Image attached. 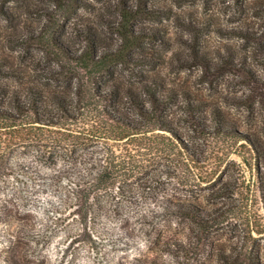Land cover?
<instances>
[{"label":"rangeland","instance_id":"1","mask_svg":"<svg viewBox=\"0 0 264 264\" xmlns=\"http://www.w3.org/2000/svg\"><path fill=\"white\" fill-rule=\"evenodd\" d=\"M83 1L67 0L59 7L53 0H0V66L23 72V78L0 74V83L18 87L41 81L35 74L44 69L61 68L56 55L61 52L53 39L80 47L73 33L75 22L95 21L101 40L116 45L119 35L97 16L120 19V0ZM236 1L142 0L141 12L129 16L128 24L153 28L160 40L130 44L128 50L155 58V67L132 63L134 76L126 68L117 69L126 82L139 72L147 78L157 76L175 91L170 112L197 163L209 172L216 169L231 192L213 198L211 185L198 182L185 163L147 157L133 193L87 201L72 194L73 176L58 173L60 164L46 166L34 161L33 151L19 150L12 158V173L0 178V264H251L250 249L264 264V235L252 226L257 220L264 224L256 184V163L264 171V156L255 161L239 136L254 132L264 141V80L258 84L221 65L230 53L249 57L264 54V49L252 40L225 34L223 29L242 20ZM258 1L264 5V0ZM128 5L133 11L139 7L137 0ZM145 8H163L166 14H151ZM245 19L252 21L250 16ZM259 20L264 24V17ZM205 51L210 58L202 60ZM255 68L264 78V67ZM79 81L80 77L72 83ZM61 84L66 85L64 80H51L48 86ZM188 98L202 107L209 122L219 109L237 133L216 136L205 130L201 120L192 118L201 113L185 109ZM20 162L24 169L17 166ZM178 201H192L223 215L211 226L200 227L185 212L171 208Z\"/></svg>","mask_w":264,"mask_h":264},{"label":"trees","instance_id":"2","mask_svg":"<svg viewBox=\"0 0 264 264\" xmlns=\"http://www.w3.org/2000/svg\"><path fill=\"white\" fill-rule=\"evenodd\" d=\"M53 1L62 7L67 0ZM70 1L77 0L67 3ZM129 1L120 0L122 9L118 16L121 18L114 17V22L103 13L97 16L101 24L109 25L119 35L116 45L109 46L101 40L95 21L75 22L72 28L82 42L80 47L72 48L61 39H53L61 52L56 54L61 68L44 69L35 74L41 81L35 79L37 82L18 87L0 83V178L14 170L12 158L16 151L27 149L33 151L35 162L46 166L60 164L58 173H71L70 191L74 196L101 201L113 194L124 197L133 193V185H138L143 164L147 161L145 158L162 157L173 164L185 163L198 182L211 185L213 198L225 197L231 192L230 184L221 179L216 169L209 172L197 163L199 159L185 141L175 115L170 112L175 91L166 88L157 76L147 78L137 72L139 76L130 82L117 76V69L121 67L130 70L134 76L132 63L155 67V58L132 55L128 46L160 40L159 33L153 28L128 24L129 16L139 14L142 8V0H137L139 7L134 11L130 9ZM236 5L242 20L223 29L225 34L252 40L264 49V24L259 20L264 17V5L258 0H237ZM125 8L130 10L125 11ZM145 10L151 14L159 11ZM161 13L166 14V9L161 8ZM246 16L252 17V21H246ZM254 22L260 26H255ZM218 29L222 30V27ZM207 56L205 51L201 59L207 60ZM221 65L241 72L258 84L263 83L264 78L255 68V65L264 67L262 53H253L249 57L230 53L223 57ZM19 71L0 66V74L7 77L23 78V72ZM79 77L75 86L72 81ZM51 80L59 84L64 80L66 85L53 88L48 86ZM185 109L189 114L199 111L201 116L192 115V118L201 120L200 125L216 136L237 133L220 115L219 109L215 110L217 115L210 122L200 111L202 107L189 98ZM239 134L255 161L264 156V141L260 136L254 132ZM259 163H256V184L264 210V171ZM17 166L24 169L25 164L20 162ZM58 173L55 174L59 176ZM171 208L185 212L193 223L204 228L218 222L223 215V212H211L192 201H178ZM252 223L253 230L264 235V224L258 220ZM247 254L251 264H261L256 251L250 249Z\"/></svg>","mask_w":264,"mask_h":264}]
</instances>
